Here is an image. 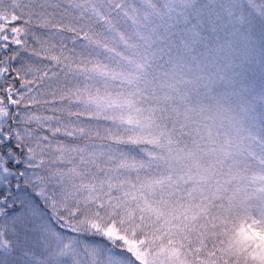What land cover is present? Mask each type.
<instances>
[{
    "label": "snow or ice",
    "instance_id": "6c2138e0",
    "mask_svg": "<svg viewBox=\"0 0 264 264\" xmlns=\"http://www.w3.org/2000/svg\"><path fill=\"white\" fill-rule=\"evenodd\" d=\"M0 264H264V0H0Z\"/></svg>",
    "mask_w": 264,
    "mask_h": 264
}]
</instances>
